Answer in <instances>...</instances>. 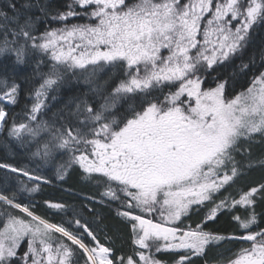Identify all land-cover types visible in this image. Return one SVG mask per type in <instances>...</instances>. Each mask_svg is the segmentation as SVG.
I'll use <instances>...</instances> for the list:
<instances>
[{
    "label": "snow or ice",
    "instance_id": "1",
    "mask_svg": "<svg viewBox=\"0 0 264 264\" xmlns=\"http://www.w3.org/2000/svg\"><path fill=\"white\" fill-rule=\"evenodd\" d=\"M256 25H264V0H66L63 7L0 0V58H12L0 71V132L6 129L35 165L0 162V264H163L153 248L178 254L174 264H195L193 257L224 240L249 242L226 264H264V227L255 212L264 184L239 200L217 199L246 169L264 167V158L238 159L264 142V71L231 97L227 79L213 75L214 66L243 55ZM260 56L264 67V49ZM33 62L31 77L22 78L40 83L25 91L16 111L21 69ZM73 79L89 87L51 111L50 93ZM122 103L127 110L116 115ZM74 165L103 185L98 203L115 201L123 209L118 215L130 222L131 254L101 244L74 207L72 219L58 224L19 202V193L51 182L45 168L54 166L63 180ZM45 203L67 215L68 205ZM236 205L251 209L244 219L232 217L239 235L205 230ZM201 210L195 228L184 226Z\"/></svg>",
    "mask_w": 264,
    "mask_h": 264
},
{
    "label": "trees",
    "instance_id": "2",
    "mask_svg": "<svg viewBox=\"0 0 264 264\" xmlns=\"http://www.w3.org/2000/svg\"><path fill=\"white\" fill-rule=\"evenodd\" d=\"M55 4L63 7L66 0H53ZM74 22H83L80 20ZM52 27L59 26L56 23H52ZM43 31V26L41 27ZM261 49H264V25H256L250 30V40L248 45L243 50V55H235L230 61H225L216 67V72L213 75H218L221 79H227L226 92L231 97L235 94L245 90L251 83L253 75H259V72L264 71V67H261ZM255 57V64H251L250 60ZM12 58L4 60L0 58V71L3 69L4 64H10ZM47 62V58H45ZM243 60L244 63H249V68L244 72L240 71L239 65ZM34 68V62L21 69V78L19 82L22 84V92L20 95V105L16 107V111L20 110V107L25 103V91L30 89L33 85L38 86L40 83L39 78L25 82L23 76L31 77ZM42 70L47 71L46 67L42 66ZM235 72V75H233ZM106 78L105 73L99 74V81L103 82ZM211 82V77L204 83V87H207ZM214 86V85H213ZM89 86L85 85L82 81L77 82L75 79L67 81L62 84L59 91L50 93L47 103L50 105L51 111H55L57 108L62 107L68 98L73 95H77L79 91L86 90ZM55 95L56 99L52 100L51 96ZM29 105L31 101H27ZM127 103L118 105L115 110L116 115L122 114L127 110ZM51 115V112L48 113ZM251 156L239 157L242 163L251 159L258 161L264 158V142H255L250 145ZM31 150H35V145L31 146ZM66 159V157H65ZM0 162H8L18 167H27L29 170L35 165L30 159V153L27 149L19 147L14 141H10L7 137V130L0 133ZM60 158L57 159V164L61 163ZM4 170H0V174ZM45 175L51 182L48 184H42L40 190L35 193L21 192L19 193L18 200L24 205H30L31 210L49 220L53 223H63L68 219H72L71 208H76L79 219L86 223L91 231H93L101 244L105 246L115 247L117 253L131 254L133 249L132 244V232L130 222H127L124 218L118 215V209L120 205L115 201H106L105 203H98L102 197L100 193L104 190L103 185H98L93 179L86 176L78 165H74L65 176L63 180H60L56 176L55 167L45 168L43 170ZM15 175V174H13ZM21 179H27L22 177ZM12 184L15 186L16 181L13 180ZM264 184V167L254 166L246 169L244 174L235 180L234 183L226 185L224 189H221L217 196V199L224 196L234 197L239 200L241 192H247L250 188ZM88 197H94L93 200H89ZM46 201L52 203H62L69 206L67 215L62 211L50 208ZM231 202V201H229ZM16 215L24 216L19 210H12ZM250 208H245L241 205H236L229 211H222L217 214V218L214 221H208L205 224V230H210L213 233H219L222 235L240 234L238 224L233 220V216H239L244 219L248 216ZM255 212L260 222V226L264 227V200L257 199L255 204ZM205 212L201 210L198 214L193 213L190 218H184L185 225L191 224L195 228L196 224L204 219ZM27 219V217H25ZM74 223V221H73ZM67 226V225H66ZM255 230V229H253ZM83 233V229L79 230ZM106 234L115 240L114 245H109V241L106 239ZM57 236L59 234H56ZM84 239L87 243H94L87 233H84ZM70 243V242H68ZM241 245L247 247L249 242H242L238 240H224L219 244L211 245L207 248L206 255L204 257H193L195 264H226L227 260L233 256V253L237 252ZM26 240L22 242V246L19 251L22 253L26 250ZM75 248V246H73ZM79 252V249H76ZM156 258L161 260L163 264H174V261L179 258L178 254L172 252H155L152 249Z\"/></svg>",
    "mask_w": 264,
    "mask_h": 264
},
{
    "label": "rangeland",
    "instance_id": "3",
    "mask_svg": "<svg viewBox=\"0 0 264 264\" xmlns=\"http://www.w3.org/2000/svg\"><path fill=\"white\" fill-rule=\"evenodd\" d=\"M236 22L234 21L233 24H235ZM1 133V132H0Z\"/></svg>",
    "mask_w": 264,
    "mask_h": 264
}]
</instances>
